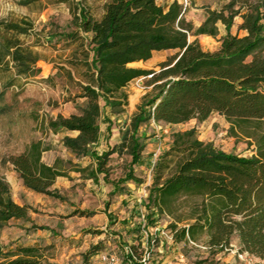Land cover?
<instances>
[{
    "label": "trees",
    "instance_id": "16d2710c",
    "mask_svg": "<svg viewBox=\"0 0 264 264\" xmlns=\"http://www.w3.org/2000/svg\"><path fill=\"white\" fill-rule=\"evenodd\" d=\"M184 13L176 0L166 8L157 0H109L99 18L80 9L73 18L75 30L60 37L78 41L84 48L85 83L78 95L84 105L67 117L57 114L45 125L53 134L76 133L63 136L62 147L75 158L89 156L93 164L82 167L57 158L47 166L41 155L50 148L40 140L31 141L7 162L23 187L36 194L64 200L53 188L57 177H68L63 163L95 184L101 175L113 187L109 194H115L126 183H142L133 171L141 165L145 149L146 137L138 135L142 124L174 125L193 119L200 123L212 114L221 115L251 138L254 154L244 157L224 152L198 140L193 129L173 133L169 147L151 168L142 217L146 227L167 218L166 228L175 243L201 242L206 248L201 264H219L216 256L232 243L240 253L264 261V0H228L219 9H206L203 22L195 29ZM235 17L241 19L238 29L246 32L243 37L229 32ZM217 23L226 32L217 50L204 51L196 40L189 41L190 34L215 37ZM6 28L24 34L30 24L10 23ZM0 48L1 60H10L5 61L7 70L11 63L15 74L25 78L38 71L37 55L17 39ZM164 51L173 53L157 64V70L130 66ZM139 78H147L151 91L142 98L118 145L100 153L91 149L99 141L100 102L114 115L123 113L125 89ZM122 151L129 156L127 169L122 177L109 181L107 162ZM29 210L13 202L7 183L0 179V229L11 220H29ZM138 228L129 232L137 235ZM126 248L124 264H144ZM96 253L84 254L83 264ZM41 259L35 247L0 248V264H41Z\"/></svg>",
    "mask_w": 264,
    "mask_h": 264
},
{
    "label": "rangeland",
    "instance_id": "374dc122",
    "mask_svg": "<svg viewBox=\"0 0 264 264\" xmlns=\"http://www.w3.org/2000/svg\"><path fill=\"white\" fill-rule=\"evenodd\" d=\"M107 1L0 0V47L17 39L39 59L36 63L38 71L25 78L15 74L11 63L9 70L6 69L5 61L10 62L8 58L3 61L0 58V179L7 183L15 202L30 207L29 220H12L0 229V248L12 251L39 245L36 249L41 251V264H83V256L89 251L97 253L93 258L87 257L86 264H105L100 260L102 254H114L120 264H124V247H130L136 259L144 257V264H201V259L206 256L205 246L201 242L175 243L166 228L167 218H161L155 227H146L142 217L146 212L143 203L152 182L153 163L169 147L173 133L193 129L198 140L212 143L224 152L244 157L254 154L251 138L223 116L212 114L200 123L193 119L174 125L142 124L138 135L143 133L146 137L143 139L145 149L141 165L133 167L142 183H126L115 194H109L113 187L104 182L101 175L95 184L69 171L71 166L67 163H63L62 168L69 176L56 179L53 185L64 200L36 194L20 186L7 162L9 156L22 152L28 143L40 140L53 151L44 153L43 163L54 155L56 159L72 164L91 165L89 156L75 158L63 148L61 132L53 134L45 122L58 112L77 113V107L84 105V99L78 97L80 85L85 83L81 53L84 48L79 47L78 41L68 42L60 35L75 30L73 18L80 9L99 18ZM172 1L157 0V3L166 8ZM176 1L185 9V20L195 29L203 22L206 9H219L228 0ZM10 23L19 26L27 23L30 28L24 34H17L6 28ZM240 23V17H235L229 30L231 35H246L245 31L238 29ZM216 27L215 37L190 34L189 41L196 40L204 51L217 50L226 32L220 23ZM172 53L157 52L148 61L130 66L157 70V64ZM88 55L90 58V53ZM10 80L11 86H7ZM146 80L139 78L128 84L125 89L127 105L121 114H112L100 102L102 118L98 125L101 137L94 146L101 147L99 151L120 142L121 133L128 127L142 98L151 91ZM128 162L129 156L124 151L110 156L107 162L109 181L122 177ZM34 226L47 227L48 230L35 229ZM132 227H139L137 235L129 232ZM238 254L241 253L232 243L229 249L216 256V260L219 264H244ZM255 264H264V261L256 259Z\"/></svg>",
    "mask_w": 264,
    "mask_h": 264
},
{
    "label": "crops",
    "instance_id": "0c3cea01",
    "mask_svg": "<svg viewBox=\"0 0 264 264\" xmlns=\"http://www.w3.org/2000/svg\"><path fill=\"white\" fill-rule=\"evenodd\" d=\"M58 114H61V115H63L64 117H67V116H69L70 114H73V113H71V112H67V111H63L62 113L61 112H58ZM55 117V116H54ZM53 117V118H54ZM100 118H102V116L100 117ZM107 126H108V123H107ZM61 134L63 135V136H75L76 135V133H73V132H66V131H62L61 132ZM62 136V137H63ZM61 137V138H62ZM100 134H99V141H100ZM99 141H98V143H99ZM97 143V144H98ZM99 148H101V147H92L91 149H93V150H96L98 153H100V152H102V151H105L104 149H101V151H99ZM151 151H152V148H151ZM47 152H50V153H53V151L50 149V150H48V151H45V152H43L42 153V155H41V160L44 162V153H47ZM52 159L51 160H49V161H47V162H45L44 164H46L47 166H52L53 165V163L55 162V159H56V157L54 156V155H52ZM92 163H93V161H92ZM90 164V163H89ZM85 166H87V165H84V166H82V167H85ZM10 167L12 168V166L10 165ZM12 173L14 174V175H16V177L18 178V175L16 174V172L13 170V168H12ZM71 172H73V171H71ZM68 174V176H69V173H67ZM58 178H61V177H57L56 179H58ZM7 182H9V181H7ZM18 183L20 184V186H22V188L24 189L25 187H23V185H22V183H21V180L18 178ZM55 183V182H54ZM10 184V183H9ZM26 189V188H25ZM32 192V191H31ZM12 198V197H11ZM13 200V199H12ZM13 202L14 203H16L17 205H19V206H23V205H27L26 203H23L22 205H20V204H18L17 202H15L14 200H13ZM12 221V220H11ZM134 235V234H133ZM39 246V245H38ZM37 245L36 246H34L35 248H37L38 247ZM91 258H93V257H91Z\"/></svg>",
    "mask_w": 264,
    "mask_h": 264
},
{
    "label": "built area",
    "instance_id": "2783aa9c",
    "mask_svg": "<svg viewBox=\"0 0 264 264\" xmlns=\"http://www.w3.org/2000/svg\"><path fill=\"white\" fill-rule=\"evenodd\" d=\"M125 251L128 252V248H126ZM238 257L244 262V264H255L256 259L246 253L238 254ZM100 260L105 264H120L119 259L114 254H102L100 255ZM141 262H145L144 257L141 259Z\"/></svg>",
    "mask_w": 264,
    "mask_h": 264
},
{
    "label": "bare ground",
    "instance_id": "6f19581e",
    "mask_svg": "<svg viewBox=\"0 0 264 264\" xmlns=\"http://www.w3.org/2000/svg\"><path fill=\"white\" fill-rule=\"evenodd\" d=\"M134 64V63H133ZM132 65V64H131Z\"/></svg>",
    "mask_w": 264,
    "mask_h": 264
}]
</instances>
